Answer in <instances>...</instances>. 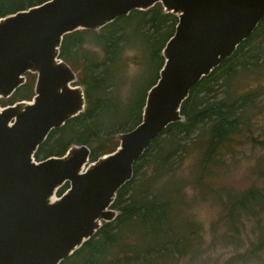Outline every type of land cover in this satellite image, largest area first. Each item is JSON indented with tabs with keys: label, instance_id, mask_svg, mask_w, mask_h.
Wrapping results in <instances>:
<instances>
[{
	"label": "water",
	"instance_id": "1",
	"mask_svg": "<svg viewBox=\"0 0 264 264\" xmlns=\"http://www.w3.org/2000/svg\"><path fill=\"white\" fill-rule=\"evenodd\" d=\"M157 3L177 16L141 121L117 148L91 160L86 144L37 161L52 130L87 106L78 74L61 57L65 35L99 31ZM264 19V0H47L0 17V99L36 74L34 96L0 104V264H61L114 221L118 191L167 127L184 121L192 88L231 57ZM69 188L56 197L59 188Z\"/></svg>",
	"mask_w": 264,
	"mask_h": 264
},
{
	"label": "trees",
	"instance_id": "2",
	"mask_svg": "<svg viewBox=\"0 0 264 264\" xmlns=\"http://www.w3.org/2000/svg\"><path fill=\"white\" fill-rule=\"evenodd\" d=\"M45 1L0 0V17ZM177 22L176 15L166 13L163 5L157 3L148 10H134L119 17L99 31L84 29L65 35L61 57L73 69L78 64L85 66L83 74L74 70L78 74V84L84 86L87 106L83 113L52 130L36 152V160L61 156L75 143L90 147L92 161L114 151L119 144L116 134L132 129L141 121L147 95L136 106H130L126 99L121 108L113 107L110 98L116 87L113 75L117 70L123 74V52L127 47L140 48L148 70L151 61L157 62L148 91L159 77L164 63L162 50ZM87 40H94L100 46L99 53L85 49ZM262 55L264 19L231 57L192 88L182 105L185 120L170 124L135 162L133 178L118 191L113 204L119 212L116 219L104 222L91 239L61 264H175L187 256L193 259L202 245V237L198 235L196 223L182 216L179 210L188 181L173 177L163 180V177L173 172L176 161L196 142L202 153L192 184L199 186L202 193L213 192L221 201L224 213L220 222L227 234L236 240L246 238L244 248L222 264H230V260L238 257L252 261L264 254V188L254 184L241 191H232L211 179L213 167L231 148L232 138L240 135L244 127H249L247 110L259 107L260 92L235 97V92L230 90L233 80L240 70L256 65ZM32 76L36 82V74ZM220 86L226 87L223 96L218 94ZM31 90L26 81L10 98L0 99V102L10 100L9 104H13L32 99L35 92L33 88L31 97ZM117 112L131 114L121 121L114 118ZM151 163H154V170L148 174ZM262 167L257 172L259 177L264 176ZM67 186L61 187L60 192Z\"/></svg>",
	"mask_w": 264,
	"mask_h": 264
},
{
	"label": "rangeland",
	"instance_id": "3",
	"mask_svg": "<svg viewBox=\"0 0 264 264\" xmlns=\"http://www.w3.org/2000/svg\"><path fill=\"white\" fill-rule=\"evenodd\" d=\"M85 49H93L99 53L100 46L96 45L94 40H87ZM156 67L157 62L151 61L148 70L142 50L138 47H127L123 52L121 67L123 74L117 70L113 75L116 86L110 93L113 107L121 108V104L126 102V99H129L130 106H136L141 102L147 94V87L154 80ZM74 69L80 75L84 73L85 66L78 64L74 66ZM32 75H27V82L32 87L31 97L34 94L35 84V76ZM225 90V86H220L219 96L225 95ZM230 90L235 92V97L248 92H260L257 100L259 107L253 106L247 110L249 127H244L240 135L232 138L231 148L225 151L224 157L213 167L211 179L215 184L225 186L232 191H241L254 184L264 188V176L259 177L257 173L264 166V55L256 65L240 70ZM95 95L98 96V94ZM9 102L10 100H6L0 104L5 106ZM130 114L131 112H126L120 115L117 112L114 118L124 121ZM201 153L202 148L199 142L192 144L189 151L182 158L180 157L178 162L176 161L173 172L163 177V180L173 177L176 180L188 181L183 190L180 200L183 203L179 206V210L182 216L196 223L199 228L198 235L202 237V245L193 259L187 256L175 264H222L232 258L234 252L242 250L247 244L246 238L236 240L227 234L226 227L220 222L224 210L218 197L213 192L202 193L199 186L192 184ZM153 170L154 163H151L147 173L151 174ZM170 182L172 181L169 180ZM230 261V264H264V254L252 261L244 260L242 257Z\"/></svg>",
	"mask_w": 264,
	"mask_h": 264
},
{
	"label": "flooded vegetation",
	"instance_id": "4",
	"mask_svg": "<svg viewBox=\"0 0 264 264\" xmlns=\"http://www.w3.org/2000/svg\"><path fill=\"white\" fill-rule=\"evenodd\" d=\"M9 105H10V104H9ZM5 106H7V105H5ZM66 184H68V186H67L65 189H68L69 186H70V185H69V182H67ZM66 184H64L63 186H65ZM63 186H62V187H63ZM60 189H61V188H60ZM62 194H63V193H62Z\"/></svg>",
	"mask_w": 264,
	"mask_h": 264
},
{
	"label": "built area",
	"instance_id": "5",
	"mask_svg": "<svg viewBox=\"0 0 264 264\" xmlns=\"http://www.w3.org/2000/svg\"><path fill=\"white\" fill-rule=\"evenodd\" d=\"M61 195H58V193H56V197L58 198V197H60Z\"/></svg>",
	"mask_w": 264,
	"mask_h": 264
}]
</instances>
